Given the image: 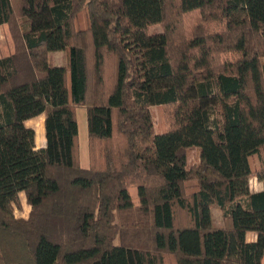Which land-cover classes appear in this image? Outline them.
I'll return each mask as SVG.
<instances>
[{"label": "trees", "instance_id": "obj_1", "mask_svg": "<svg viewBox=\"0 0 264 264\" xmlns=\"http://www.w3.org/2000/svg\"><path fill=\"white\" fill-rule=\"evenodd\" d=\"M173 8L200 24L178 43ZM2 24L20 41L0 57V264H264V190L250 191L248 159L261 155L264 180V0H0ZM62 50L68 67L51 60ZM151 106L170 108L161 133ZM41 114L36 148L26 121Z\"/></svg>", "mask_w": 264, "mask_h": 264}, {"label": "rangeland", "instance_id": "obj_2", "mask_svg": "<svg viewBox=\"0 0 264 264\" xmlns=\"http://www.w3.org/2000/svg\"><path fill=\"white\" fill-rule=\"evenodd\" d=\"M195 15H188V16H181V19L177 16V12L173 9L168 10L167 15V23L170 25H173L175 32H174V42L178 43L177 41L180 36H186L188 34L194 33L196 28L200 25H196L197 21H194ZM180 19V20H179ZM17 20V29L16 34H20L23 29H25L22 19H20L18 16L16 18ZM88 25V14L87 11L83 8L79 9L74 17V26L77 29H85ZM163 29V25H153L149 28L150 32H160ZM14 41H20L19 37L13 38L11 35V32L9 30V27L7 24L0 25V57L7 55L10 53L15 45ZM224 56L232 57L231 54H225ZM51 60L53 61L54 65L58 66H65L68 67V56L66 51H56L53 52L51 55ZM261 62L264 65V57L261 58ZM70 76L67 75V80L69 83ZM76 119L78 124V156H79V164L82 167H88L89 165V157H88V136H87V117H86V110L83 105H76ZM152 119H153V126L156 133L163 132L170 123V108L164 107V106H151L150 107ZM43 116L36 117L34 120H31L28 122L29 126H33L36 130L37 134L39 135V130H42V124H43ZM264 156V151H262V160ZM249 163L252 169V175L250 177L251 183L254 178H257L254 176V173L257 169L260 168V159L261 155L252 154L248 157ZM199 163V151L197 148H189L186 151V165L187 168L195 167ZM258 179V178H257ZM249 180V182H250ZM260 180V179H259ZM197 188V182L195 178H190L185 182V189L188 192H191L192 190H195ZM129 192L134 200L135 203H137L138 198L136 194V188L131 187L129 189ZM22 194V193H21ZM28 204L24 200H20V206H18L15 209L16 215H24L27 216L29 213L28 210ZM181 213H178V217L180 220H182ZM212 220L213 225H223V219L221 216V212L218 208L213 207L212 208ZM255 233L254 232H247L246 233V240L251 241L254 240ZM165 264H173L171 258H167L165 260Z\"/></svg>", "mask_w": 264, "mask_h": 264}, {"label": "crops", "instance_id": "obj_3", "mask_svg": "<svg viewBox=\"0 0 264 264\" xmlns=\"http://www.w3.org/2000/svg\"><path fill=\"white\" fill-rule=\"evenodd\" d=\"M51 55H52V53H51ZM39 116H43L42 119L44 120V115L43 114H41ZM39 116H36V117H39ZM36 117L27 120L26 121V124L28 125V122L31 121V120H34ZM30 127H32L34 129L33 126H30ZM34 131H35V145H36V148H41L45 144V136H44L43 124H42V130H39V135L37 134V132H36L35 129H34ZM249 186H250V191L251 192L262 191V190H264V180H259L257 178H254L253 181H252V183H251V180H250ZM21 193L19 194V199L22 200L24 198V200H25L24 193L23 192H21ZM29 210H30V206L28 207V210L27 211L29 212ZM16 216L17 217H24V218L27 217V216H24V215H16ZM217 226H220V225H217Z\"/></svg>", "mask_w": 264, "mask_h": 264}]
</instances>
